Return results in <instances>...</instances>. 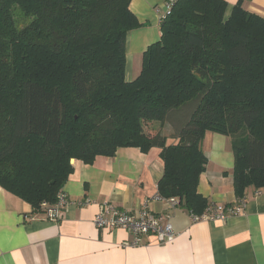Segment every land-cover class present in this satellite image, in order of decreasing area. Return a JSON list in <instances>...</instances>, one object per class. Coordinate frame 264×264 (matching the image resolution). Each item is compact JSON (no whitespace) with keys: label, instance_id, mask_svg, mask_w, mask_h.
Returning a JSON list of instances; mask_svg holds the SVG:
<instances>
[{"label":"trees","instance_id":"trees-1","mask_svg":"<svg viewBox=\"0 0 264 264\" xmlns=\"http://www.w3.org/2000/svg\"><path fill=\"white\" fill-rule=\"evenodd\" d=\"M238 0H178L126 82L132 0H0V186L33 214L121 148L161 149L164 199L201 216L207 133L235 157L237 205L264 190V17ZM229 12V13H228ZM159 122L161 132L146 133ZM234 206V205H232Z\"/></svg>","mask_w":264,"mask_h":264},{"label":"crops","instance_id":"crops-1","mask_svg":"<svg viewBox=\"0 0 264 264\" xmlns=\"http://www.w3.org/2000/svg\"><path fill=\"white\" fill-rule=\"evenodd\" d=\"M168 1L130 3L141 27L127 35L126 82L140 75L144 53L160 41ZM224 1L229 12L238 2ZM244 7L264 17V0H251ZM202 145L208 165L199 193L212 205H235V157L229 138L207 133ZM160 158L158 148L148 154L121 148L115 157H98L93 165L74 160V173L63 188L68 206L59 221L33 214L29 204L0 186V264H264V190L248 191L239 216L224 223H194L189 211L155 199L164 175ZM109 208L131 214L143 209L156 215L169 212L177 236L159 245L152 235H144L142 246L124 247L132 234L95 227V217Z\"/></svg>","mask_w":264,"mask_h":264},{"label":"built area","instance_id":"built-area-1","mask_svg":"<svg viewBox=\"0 0 264 264\" xmlns=\"http://www.w3.org/2000/svg\"><path fill=\"white\" fill-rule=\"evenodd\" d=\"M178 0H169L167 2V15L172 11L173 6ZM166 16V15H165ZM159 201H165L174 209L178 208L176 198L164 199L159 194L155 197ZM68 197L65 193H61L58 200L53 206L47 203L42 204L45 216L49 220L59 221L64 210L68 206ZM245 202H240L234 206L212 205L206 209V212L201 215H191L195 222H222L224 223L229 218L239 216L244 213ZM172 215L168 213L164 215H156L148 209L136 212L134 214L123 212L114 208H109L105 213H99L95 219V227L100 229L109 228L112 230L123 229L133 235V240L123 244L124 247L142 246L141 237L144 235H152L156 240L155 244H165L175 239L176 232L174 229Z\"/></svg>","mask_w":264,"mask_h":264},{"label":"rangeland","instance_id":"rangeland-1","mask_svg":"<svg viewBox=\"0 0 264 264\" xmlns=\"http://www.w3.org/2000/svg\"><path fill=\"white\" fill-rule=\"evenodd\" d=\"M160 129H162V126L159 122H151V123H146L144 125V130L147 133L150 134H156L157 132L160 131Z\"/></svg>","mask_w":264,"mask_h":264}]
</instances>
